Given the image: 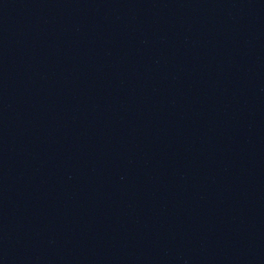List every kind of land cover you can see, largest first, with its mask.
I'll return each instance as SVG.
<instances>
[{"label": "water", "instance_id": "95a60500", "mask_svg": "<svg viewBox=\"0 0 264 264\" xmlns=\"http://www.w3.org/2000/svg\"><path fill=\"white\" fill-rule=\"evenodd\" d=\"M251 0H0V264H147Z\"/></svg>", "mask_w": 264, "mask_h": 264}]
</instances>
